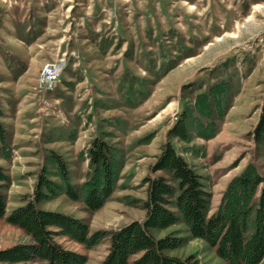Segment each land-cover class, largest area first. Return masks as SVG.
<instances>
[{
    "label": "rangeland",
    "instance_id": "rangeland-1",
    "mask_svg": "<svg viewBox=\"0 0 264 264\" xmlns=\"http://www.w3.org/2000/svg\"><path fill=\"white\" fill-rule=\"evenodd\" d=\"M48 62L63 63L60 82L45 91L44 102L29 109L30 99L24 97L15 112L17 98L4 95L16 92L5 82L8 73L16 77L26 71L25 83L16 85L21 92H44L42 73ZM222 80L229 85L228 105L224 117L216 119L215 135L206 139L194 134L191 142L173 138L203 176L212 194L211 213L229 181L247 164L264 175V144L252 135L264 112V0H0V92L3 103L10 104L8 113L19 116L6 122L22 144L9 148L8 158L0 154L11 177L2 189L7 212L33 197L43 168L60 180L53 153L66 162L71 181L81 184L90 172L91 142L104 136L116 146L122 163L117 188L104 206L91 211L65 194L40 206L84 219L91 232L144 220L148 190L143 179L154 175L151 167L168 130L199 92ZM197 114L191 113V125ZM149 134L152 138L145 140ZM172 232L189 239L168 254L227 264L183 223L153 230L156 237ZM58 239L85 253L87 264H100L111 243L107 236L88 249L68 237ZM32 241L0 218V249Z\"/></svg>",
    "mask_w": 264,
    "mask_h": 264
},
{
    "label": "trees",
    "instance_id": "trees-1",
    "mask_svg": "<svg viewBox=\"0 0 264 264\" xmlns=\"http://www.w3.org/2000/svg\"><path fill=\"white\" fill-rule=\"evenodd\" d=\"M229 85L219 81L207 91L199 92L193 106L186 107L168 130V140L162 147L143 183L148 197L144 220H133L117 229L91 232L82 218L46 209L40 203L65 194L82 201L91 211L101 209L115 192L121 177L122 163L116 146L104 136H96L89 148L90 172L81 183L71 181L67 164L59 154H52L57 167L55 180L47 167L39 174L34 194L25 203L7 212L8 203L3 187L11 180L0 164V218L24 230L30 243H19L0 249V262H20L40 259L46 264H87L85 253L65 247L58 238L68 237L88 249L110 236V248L100 264H201L194 254L180 257L167 251L182 247L187 236L172 232L156 237L153 230H164L175 224L186 225L191 236L203 239L216 250L227 264H261L264 260V175L252 163L228 183L219 207L211 213L212 194L203 176L179 152L173 138L191 142L194 134L209 139L218 130L216 119L227 111ZM192 125L189 122L192 112ZM4 110L0 103V154L11 156L8 130L1 120ZM203 118H207L208 121ZM254 139L264 144V112L252 132ZM152 138V134L145 140ZM139 255L132 260V257Z\"/></svg>",
    "mask_w": 264,
    "mask_h": 264
},
{
    "label": "crops",
    "instance_id": "crops-1",
    "mask_svg": "<svg viewBox=\"0 0 264 264\" xmlns=\"http://www.w3.org/2000/svg\"><path fill=\"white\" fill-rule=\"evenodd\" d=\"M32 45V44H31ZM74 53V52H73ZM71 56V55H70ZM20 59L23 61V60H25L26 59V56H21L20 55ZM28 72V71H27ZM25 75H26V71L25 72H23V73H21L20 75H18V76H16V77H13L12 75H11V73L9 72L8 73V78H6L5 79V82H8V83H12L13 85H14V88L13 89H15L14 91H16V92H12L10 89V93H6L5 92V96H14V97H16L17 98V102L15 103V109H14V111L15 112H20V110H21V106H22V102H23V98L25 97V99L28 97L29 99H30V101H29V109L32 107V106H34V105H36L37 104V102H40V103H42V102H44V100H45V92H41V91H34V90H29V88L26 90V91H23V92H21L18 88H16V85H18V84H20L21 82H24L25 81ZM32 79H31V81H34V80H36V78H34V77H31ZM71 77L70 78H66V80L67 81H71ZM3 80V79H2ZM2 82V81H1ZM0 82V83H1ZM25 83V82H24ZM29 86V85H28ZM33 88H35L34 86H32ZM36 89V88H35ZM1 92H0V103H1V107H2V109L4 110V112H5V116H3L2 118H1V120L5 123V125H6V127H7V130H8V146H13L14 147V145L15 144H19L20 143V141L19 142H17L16 141V139H15V137H13V135H12V132L10 131V128H9V124L10 125H12V123L11 122H6L7 120H9L10 119V117L9 116H13V118H15L16 120H17V118L19 117L18 115H13V114H9L8 113V111H7V108L6 107H9V105L10 104H5V103H3V99H2V96H1ZM16 105L17 106H19V107H17V110H16ZM21 105V106H20ZM25 107V104L23 105V108ZM22 108V109H23ZM10 111V110H9ZM13 111V110H12ZM13 111V112H14ZM14 127V129L16 130V126H13ZM20 145H22L21 143H20ZM22 147H24V146H22Z\"/></svg>",
    "mask_w": 264,
    "mask_h": 264
},
{
    "label": "built area",
    "instance_id": "built-area-1",
    "mask_svg": "<svg viewBox=\"0 0 264 264\" xmlns=\"http://www.w3.org/2000/svg\"><path fill=\"white\" fill-rule=\"evenodd\" d=\"M60 61L64 60L62 59ZM64 62L66 63V61ZM61 65H63V63L48 62L47 76L44 78L41 85V88L44 90V92L47 90H53V87L56 86L58 82H60Z\"/></svg>",
    "mask_w": 264,
    "mask_h": 264
},
{
    "label": "bare ground",
    "instance_id": "bare-ground-1",
    "mask_svg": "<svg viewBox=\"0 0 264 264\" xmlns=\"http://www.w3.org/2000/svg\"><path fill=\"white\" fill-rule=\"evenodd\" d=\"M47 70H48V65L45 67V70L42 73V80L47 76Z\"/></svg>",
    "mask_w": 264,
    "mask_h": 264
}]
</instances>
